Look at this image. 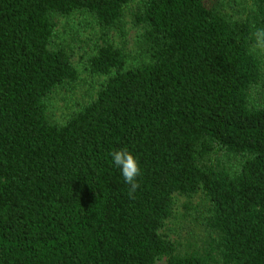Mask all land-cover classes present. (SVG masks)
Listing matches in <instances>:
<instances>
[{
    "label": "trees",
    "instance_id": "16d2710c",
    "mask_svg": "<svg viewBox=\"0 0 264 264\" xmlns=\"http://www.w3.org/2000/svg\"><path fill=\"white\" fill-rule=\"evenodd\" d=\"M134 5H131L135 3ZM131 5V6H130ZM99 27L95 96L64 122L78 80L58 18ZM147 60L111 40L125 19ZM264 0H0V264H264ZM139 158L129 196L110 153ZM202 193V247L163 233L176 195Z\"/></svg>",
    "mask_w": 264,
    "mask_h": 264
},
{
    "label": "rangeland",
    "instance_id": "374dc122",
    "mask_svg": "<svg viewBox=\"0 0 264 264\" xmlns=\"http://www.w3.org/2000/svg\"><path fill=\"white\" fill-rule=\"evenodd\" d=\"M136 4L133 3L131 5ZM130 5V6H131ZM121 30L111 32V40L129 56V64L137 65L147 60L140 49L141 30L129 17ZM99 36L95 18L88 12L77 11L58 18L56 40L65 47L78 70V80L71 87L56 90L49 99V115L54 122H64L79 106L95 96L104 77L92 74L88 59L94 52ZM264 90V89H263ZM254 98L263 99L264 92H257ZM205 199L202 193L193 196L176 195L174 214L166 222L162 233L176 245L178 251L188 252L202 247L207 240L202 221L205 214ZM156 264H166V258Z\"/></svg>",
    "mask_w": 264,
    "mask_h": 264
},
{
    "label": "clouds",
    "instance_id": "9594fccd",
    "mask_svg": "<svg viewBox=\"0 0 264 264\" xmlns=\"http://www.w3.org/2000/svg\"><path fill=\"white\" fill-rule=\"evenodd\" d=\"M256 39L264 43V28L255 32ZM111 164L119 170L124 183L128 186V194L132 196L139 187L138 178L141 176V164L138 156L128 148L111 151Z\"/></svg>",
    "mask_w": 264,
    "mask_h": 264
}]
</instances>
